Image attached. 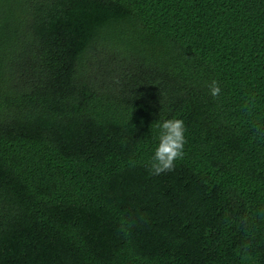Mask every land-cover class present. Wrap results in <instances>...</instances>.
Listing matches in <instances>:
<instances>
[{
    "label": "trees",
    "instance_id": "obj_1",
    "mask_svg": "<svg viewBox=\"0 0 264 264\" xmlns=\"http://www.w3.org/2000/svg\"><path fill=\"white\" fill-rule=\"evenodd\" d=\"M0 264H264V0H0Z\"/></svg>",
    "mask_w": 264,
    "mask_h": 264
},
{
    "label": "clouds",
    "instance_id": "obj_2",
    "mask_svg": "<svg viewBox=\"0 0 264 264\" xmlns=\"http://www.w3.org/2000/svg\"><path fill=\"white\" fill-rule=\"evenodd\" d=\"M210 94L219 96L221 88L216 80L211 82ZM159 144L152 157L150 172L154 175L173 171L177 160L183 159L185 152V123L182 119H167L158 125Z\"/></svg>",
    "mask_w": 264,
    "mask_h": 264
}]
</instances>
